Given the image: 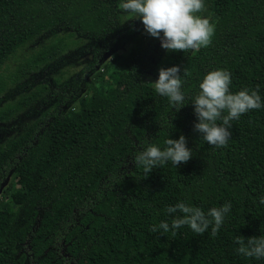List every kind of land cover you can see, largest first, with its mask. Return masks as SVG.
<instances>
[{
	"label": "trees",
	"instance_id": "1",
	"mask_svg": "<svg viewBox=\"0 0 264 264\" xmlns=\"http://www.w3.org/2000/svg\"><path fill=\"white\" fill-rule=\"evenodd\" d=\"M21 1L0 0V16ZM204 3L214 34L211 44L198 51L164 49L149 58L146 50L152 39L124 32L134 44L123 58V81L136 85L141 72L157 80L161 67L178 65L181 90L196 96L203 77L222 69L231 75L232 93L259 86L264 104V0ZM111 20L116 24L120 16L114 13ZM30 35L20 28L2 32L0 60ZM86 78L79 74L48 91L41 85L21 99L40 109L0 147V229L21 238L28 228L16 229L13 218L24 215L27 224L39 217L31 238L40 241L42 251L71 239L75 220L87 221L82 235L71 239L68 256L56 264H264V258L235 251L236 237L264 236V107L232 121L227 146L216 147L194 131V109L182 106L184 119L175 121L179 111L166 105L168 98L156 93L150 81L136 85L126 108L110 90L97 89ZM181 134L192 149L191 159L178 167L167 162L145 177L133 157L150 144L163 150L167 138ZM10 174L17 188L8 191L2 186ZM181 201L205 214L230 201L231 210L215 237L211 226L203 235L187 225L175 237L171 231L150 233L152 225H171L183 215L166 211ZM5 239L0 242V248L6 244L1 263L8 261L13 244V239Z\"/></svg>",
	"mask_w": 264,
	"mask_h": 264
},
{
	"label": "rangeland",
	"instance_id": "2",
	"mask_svg": "<svg viewBox=\"0 0 264 264\" xmlns=\"http://www.w3.org/2000/svg\"><path fill=\"white\" fill-rule=\"evenodd\" d=\"M123 2L124 0H24L14 3L1 14L0 35L7 29L17 32L19 28L31 32V35L0 60V147L16 137L22 125L32 120L36 110L40 109L37 103L25 104L21 99L34 94L36 87L41 85L48 91L57 82L72 81L79 74L85 75L97 89L110 90L113 99H119L120 104L126 108L129 107L136 85L140 86L143 81L148 80L154 87L156 79L148 72L138 75L136 85H126V81L122 79L127 72L123 58L132 51L134 44L124 32L134 33L135 37L143 35V41L152 39L146 50L149 58H152L151 52L160 53L164 50L160 39L150 36L139 18H130L119 7ZM114 13L120 16V21L116 24L111 20ZM199 15L213 23L205 11ZM39 27V31L35 33L34 29ZM113 57L116 58L114 63L111 62ZM151 60L153 59H147ZM141 71H145L144 66ZM182 92L185 94V110L194 109L191 101L195 95L190 96L186 90ZM166 105L169 108L172 106L170 102ZM178 114L175 121L181 122L184 115L180 111ZM2 188H10L8 191L17 188L11 174ZM26 219L24 215L13 218L16 229L23 226L28 228L21 238H16L17 232L9 235L10 230L0 229V242L4 238L7 243L13 239L10 251L6 254L8 261L5 263H1L5 259L2 248L6 245L2 242L0 264H56L68 256L67 249L71 239L81 236L88 224L87 221L75 220L74 226L77 228L71 239H62L56 247L47 245L40 251V241L31 238L37 232L35 229L39 217L33 216L25 224Z\"/></svg>",
	"mask_w": 264,
	"mask_h": 264
},
{
	"label": "clouds",
	"instance_id": "3",
	"mask_svg": "<svg viewBox=\"0 0 264 264\" xmlns=\"http://www.w3.org/2000/svg\"><path fill=\"white\" fill-rule=\"evenodd\" d=\"M130 18H139L144 30L161 41L166 51H198L212 42L214 26L209 19L199 15L204 12V0H124L119 6ZM161 33L163 35H161ZM231 75L228 71L216 69L208 72L199 84L200 92L191 103L197 121L194 131L216 147H226L231 136L232 121L238 120L250 110L264 107L259 95V86L255 90L243 88L236 93L230 91ZM180 67H161L159 76L154 81V90L160 96L167 97L176 111L185 105V94L181 90ZM226 113V114H225ZM220 121V123H218ZM166 147L161 150L150 144L134 157L135 165H142L145 177L153 169L163 167L171 162L178 167L192 157V149L187 147L186 137L181 134L178 139L167 138ZM264 203V196L261 198ZM231 210V202L222 207H212L207 214L200 207L190 206L183 201L175 206H168L167 213H183L176 216L171 225L167 221L154 224L150 233L165 234L171 231L173 237L177 230L187 225L197 235H203L211 226V236L215 237L224 223L225 215ZM238 247L235 251L248 258H264V236H251L245 239L236 237Z\"/></svg>",
	"mask_w": 264,
	"mask_h": 264
},
{
	"label": "flooded vegetation",
	"instance_id": "4",
	"mask_svg": "<svg viewBox=\"0 0 264 264\" xmlns=\"http://www.w3.org/2000/svg\"><path fill=\"white\" fill-rule=\"evenodd\" d=\"M34 258H32V260H33Z\"/></svg>",
	"mask_w": 264,
	"mask_h": 264
}]
</instances>
